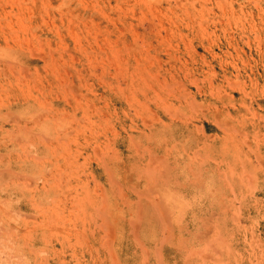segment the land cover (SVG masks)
<instances>
[{
    "label": "rangeland",
    "instance_id": "obj_1",
    "mask_svg": "<svg viewBox=\"0 0 264 264\" xmlns=\"http://www.w3.org/2000/svg\"><path fill=\"white\" fill-rule=\"evenodd\" d=\"M187 139L229 173L197 253L264 264V0H0V264H119L128 196L162 193L110 168L157 182Z\"/></svg>",
    "mask_w": 264,
    "mask_h": 264
},
{
    "label": "crops",
    "instance_id": "obj_2",
    "mask_svg": "<svg viewBox=\"0 0 264 264\" xmlns=\"http://www.w3.org/2000/svg\"><path fill=\"white\" fill-rule=\"evenodd\" d=\"M204 133L211 135L205 128ZM172 143L163 145L164 150L158 152L161 155L155 156L163 162L157 182L149 184L137 175L129 178L127 173H118L116 168L113 178V168H110V194L113 182H119L126 195L129 191L137 195L144 188L151 191L153 187L162 193V196L157 194L155 210L153 199L128 196L132 203L130 215L126 216L113 240L119 264H211L212 260L222 262L225 258L222 253L196 251L198 244L212 242L214 237L223 241L229 230V173L209 167L203 156L204 150L215 148V142L187 139ZM214 159L219 162L218 157ZM232 188L238 196L243 192L238 186ZM138 205L141 210L134 216ZM242 213L241 210L240 215Z\"/></svg>",
    "mask_w": 264,
    "mask_h": 264
},
{
    "label": "bare ground",
    "instance_id": "obj_3",
    "mask_svg": "<svg viewBox=\"0 0 264 264\" xmlns=\"http://www.w3.org/2000/svg\"><path fill=\"white\" fill-rule=\"evenodd\" d=\"M39 57H40V56H39ZM150 159H151V158H150ZM154 163H155V162H154ZM158 163H159V162H158ZM151 172H152V171H151ZM154 174H155V173H154ZM151 192H152V191H151ZM158 198H159V197H158ZM159 200H160V199H159ZM159 200H158V201H159ZM156 204H157V203H156ZM158 208H159V207H158ZM104 220H106V219H104ZM103 222H105V221H103ZM103 222H102V223H103Z\"/></svg>",
    "mask_w": 264,
    "mask_h": 264
}]
</instances>
